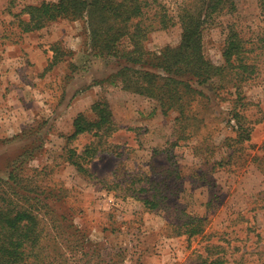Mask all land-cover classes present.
I'll use <instances>...</instances> for the list:
<instances>
[{
  "label": "rangeland",
  "instance_id": "rangeland-1",
  "mask_svg": "<svg viewBox=\"0 0 264 264\" xmlns=\"http://www.w3.org/2000/svg\"><path fill=\"white\" fill-rule=\"evenodd\" d=\"M60 1L0 0V179L16 168L13 198L38 208L46 264H264V0H223L205 21V60L224 65L234 30L255 68L192 81L202 94L187 97L186 118L125 90L117 73L157 72L151 56L179 45L183 9L198 14V0H157L147 15L159 4L174 26L150 33L151 56L132 65L94 48L84 18L21 31L25 7ZM55 47L62 61L47 71ZM98 100L115 131L72 138L75 118H93ZM131 180L153 188L140 196L164 193L165 203L149 212L123 200ZM189 215L205 220L200 235L182 233Z\"/></svg>",
  "mask_w": 264,
  "mask_h": 264
},
{
  "label": "trees",
  "instance_id": "trees-1",
  "mask_svg": "<svg viewBox=\"0 0 264 264\" xmlns=\"http://www.w3.org/2000/svg\"><path fill=\"white\" fill-rule=\"evenodd\" d=\"M152 3H151V2ZM157 0H62L60 2H43L38 6H27L22 10L27 14L26 20H20L23 33L44 28L47 24L74 15L84 18L88 29L89 42L109 59L137 64L151 56L145 48L150 33L165 31L174 26L171 17L164 8L157 4L151 18L148 9ZM232 0H230L231 3ZM199 13L189 8L183 9L181 18V41L177 47H165L156 56H151V66L157 72L146 69L137 70L126 66L119 70L117 76L123 79V88L131 93L156 100L163 114L170 110L178 112L180 118H186V101L189 95L202 93L194 90L192 81L197 84L206 82L212 77L223 78L227 69L239 70L242 75H250L253 65L247 62L248 51H245L234 30H230L222 51L223 66H214L204 59L201 50V35L204 23L218 8L223 0H198ZM225 6V5H223ZM231 6L230 10H234ZM17 16V15H16ZM247 54V55H246ZM60 49L54 48V54L48 70L62 61ZM128 77H134L131 80ZM240 98V95H239ZM93 118L79 114L73 121L72 138L90 133L99 139L109 138L115 131V123L106 102L98 100L91 107ZM240 117L239 114H234ZM239 121V120H237ZM111 151V150H109ZM99 152L95 146L87 155ZM80 157L78 156L77 159ZM20 164V163H19ZM79 172L87 174V168L75 160ZM16 168H13V170ZM0 179V264H46V250L43 245L44 228L38 208L13 198L17 194L18 182ZM153 182H151L152 184ZM2 184V185H1ZM114 187H117L115 183ZM151 185L139 186L134 180L126 182L123 200H136L146 211L152 212L161 207L167 195L160 192L148 193ZM46 207H48L46 205ZM203 218L187 216L180 224L183 234L189 237L203 232ZM217 258L208 264H221Z\"/></svg>",
  "mask_w": 264,
  "mask_h": 264
}]
</instances>
